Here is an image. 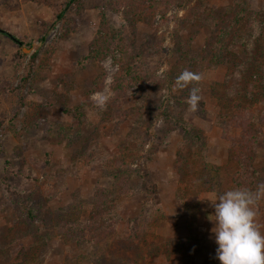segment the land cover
Wrapping results in <instances>:
<instances>
[{"label": "rangeland", "instance_id": "374dc122", "mask_svg": "<svg viewBox=\"0 0 264 264\" xmlns=\"http://www.w3.org/2000/svg\"><path fill=\"white\" fill-rule=\"evenodd\" d=\"M66 1L0 0V264H221L207 198L237 188L226 112H238L240 102L250 106L264 140V96L252 90L257 100L250 103L239 93L247 94L251 71L226 90L238 82L235 67L250 65L247 48H229L234 68L215 58L223 50L218 40L228 43L242 26L227 17L234 0H158L148 23L107 0H74L58 19ZM245 3L264 15V0ZM103 10L155 89L144 95L132 87L101 113L90 90L104 70L101 91L107 87L111 99L118 66L111 57L80 63ZM262 44L264 68V38ZM109 58L110 72L102 67ZM184 69L203 77L195 85L203 107L195 112L186 103L193 85L175 87ZM179 122L203 140L191 145ZM254 167L261 180L252 190L264 181V141L254 149ZM119 182H130L134 193L122 192ZM256 207L264 232V199ZM65 222L81 224L78 240L61 230Z\"/></svg>", "mask_w": 264, "mask_h": 264}, {"label": "trees", "instance_id": "16d2710c", "mask_svg": "<svg viewBox=\"0 0 264 264\" xmlns=\"http://www.w3.org/2000/svg\"><path fill=\"white\" fill-rule=\"evenodd\" d=\"M108 3L112 4V8L115 11H127L131 13V16L139 21H144L146 23L152 21L154 15L157 12L158 0H107ZM246 0H234L233 6H231L227 11V17L230 18V25L235 26L242 23V26L236 32H231L226 29V34L232 33L231 39L228 41L218 40L219 43L223 45L222 49L218 55L215 57L220 62L227 63L229 67L233 66L236 62L235 55L229 48H233L236 44L242 43L247 48L248 57L247 63L235 67L233 70L234 79L231 84H227L231 91L238 88L239 83L243 79L244 73L251 71L252 80L249 82V90L244 94L241 90L240 95L250 103L257 100V96L251 94L252 90L258 89L259 94L264 96V68L259 64L258 49H260L263 44L264 38V15L262 12H257L252 9L248 4L245 3ZM47 4L52 3L49 0H44ZM74 0H67L61 7V9L56 13L58 19H62L66 12V7L73 3ZM12 9H16L15 6H11ZM108 24V25H107ZM229 27V26H228ZM4 35L9 37L7 31L3 32ZM14 36V35H13ZM15 40L10 36L9 38L18 43H23L16 36ZM30 47V46H29ZM225 51V52H224ZM38 52L35 51L31 55L30 67H33ZM226 56V58H223ZM107 57H111L114 63L118 66V70L114 75L113 82L111 83V89L113 91V96L109 100V104L114 107L119 103L121 98L125 96L128 89L132 87H137V92L147 95L151 89H155L153 82H150V74L145 70V68L139 63L135 62V54L133 48L128 38L122 30H119L109 24L108 11L103 10L102 13V24L90 43L88 53L84 56L80 63V67L84 68L90 62H102ZM214 58V59H215ZM237 66V65H236ZM254 66V69L252 68ZM234 68V67H232ZM231 68V69H232ZM201 70V69H200ZM259 70L263 73L260 74ZM106 72L103 70L94 79L93 87L91 92L101 91L105 87ZM147 85L144 83L147 82ZM228 81V80H227ZM219 89V87L217 88ZM203 101L201 100L199 105L202 109ZM99 112L104 113V109L97 108ZM238 112L229 115L228 126L225 129V136L230 142L229 155L232 160L237 164V170L233 175V183L237 188H248L252 189L257 182L261 180L259 176V171L254 167V149L259 144L261 140L258 136V131L254 128V118L255 114L251 110L250 106H247L240 102L237 104ZM225 113V114H226ZM180 128L183 130L184 135L190 140L191 145H196L197 142L203 140L201 133L198 130H194L192 126L186 122H179ZM230 127H235L238 133L236 136L230 134ZM121 191L133 194L134 190L129 183L119 182ZM105 189L103 192H107ZM109 190L108 192H110ZM81 226V224L66 222L61 226V230L67 232L70 239L78 240V234L74 232L75 227Z\"/></svg>", "mask_w": 264, "mask_h": 264}, {"label": "clouds", "instance_id": "9594fccd", "mask_svg": "<svg viewBox=\"0 0 264 264\" xmlns=\"http://www.w3.org/2000/svg\"><path fill=\"white\" fill-rule=\"evenodd\" d=\"M108 72L111 71L110 58L102 64ZM203 79L202 74L184 69L175 80L177 89L189 88L186 103L189 111L198 110L202 96L201 89L195 85ZM111 77L106 79V85ZM110 99L107 87L95 92L90 100L100 109H105ZM205 199V198H201ZM215 211L209 219L214 221L212 232L218 244L217 258L221 264H264V232L257 222V204L264 199V181L255 190L248 188L230 189L218 195V198H207Z\"/></svg>", "mask_w": 264, "mask_h": 264}, {"label": "water", "instance_id": "95a60500", "mask_svg": "<svg viewBox=\"0 0 264 264\" xmlns=\"http://www.w3.org/2000/svg\"><path fill=\"white\" fill-rule=\"evenodd\" d=\"M11 36H12V35H11ZM14 39H15V37H14ZM25 50H26V51H29L30 49H28V48H25Z\"/></svg>", "mask_w": 264, "mask_h": 264}]
</instances>
